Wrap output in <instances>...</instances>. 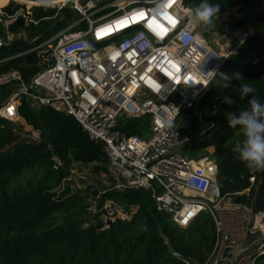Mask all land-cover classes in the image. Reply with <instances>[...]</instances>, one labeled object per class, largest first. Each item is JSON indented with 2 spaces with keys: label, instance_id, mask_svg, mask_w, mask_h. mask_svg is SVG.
I'll return each mask as SVG.
<instances>
[{
  "label": "built area",
  "instance_id": "obj_1",
  "mask_svg": "<svg viewBox=\"0 0 264 264\" xmlns=\"http://www.w3.org/2000/svg\"><path fill=\"white\" fill-rule=\"evenodd\" d=\"M38 2L57 11L69 8L79 18L15 55L33 52L41 68L30 85L22 84L0 106V117L9 121L19 118L20 96L34 108L63 111L76 120L90 140L101 143L107 159L106 175L114 189L150 191L157 209L182 228L200 212L208 213L214 226L209 257L202 263L180 258L186 264H264L261 210L254 211L251 229L263 236L231 261L219 260L226 242L234 245L244 239L250 205L233 203L221 195L217 165L209 149L197 160L181 152L195 136L186 131L190 122L180 113L205 96L225 59L253 35L252 24L230 27L228 46L218 50L205 37L207 29L192 20V8L185 7L183 0ZM79 22H84L86 29L72 31ZM13 37L0 34V47L7 46ZM98 46L100 51L95 49ZM12 80H21L18 70L0 74V85ZM35 87L39 92L32 89ZM221 103L213 99L211 106L216 109ZM122 115L149 116V137L119 131L116 119ZM31 130V138L38 140L40 130ZM96 205L94 198L87 207L89 221L83 227L93 221L99 210ZM101 209L105 226L107 219H126L112 201H106Z\"/></svg>",
  "mask_w": 264,
  "mask_h": 264
},
{
  "label": "trees",
  "instance_id": "obj_2",
  "mask_svg": "<svg viewBox=\"0 0 264 264\" xmlns=\"http://www.w3.org/2000/svg\"><path fill=\"white\" fill-rule=\"evenodd\" d=\"M1 1L6 0H0L3 5L5 2ZM210 2L220 6L216 19L235 10L241 18L233 27L250 23L254 33L225 59L205 96L180 113L190 122L186 131L195 136L181 152L197 160L211 148L221 195L249 206L254 187L259 184L255 210L264 211V170L249 168L232 151L244 137L239 126L228 127L226 118V113L246 108L251 95L264 103V0ZM199 3L200 0H183L184 6L192 9ZM21 8L24 4L14 0L2 7V19L14 17L8 30L23 29L28 41L16 39L9 46L0 47V74L18 70L21 76V80L0 85V106L22 84L30 85L39 71L38 67L24 65L22 56L7 58L29 48L33 37L40 41L79 18L74 10L56 11L49 6H33L30 14L16 15ZM249 10L255 11L248 14ZM27 18L31 20L26 21ZM84 28L85 24L78 23L71 30ZM202 28L207 29L208 35L214 24ZM4 30L0 21V34ZM222 74L230 77L227 88H223ZM242 83L251 85L255 93L240 99ZM224 96L233 103H223ZM213 99L222 102L216 109L211 106ZM17 111L41 135L38 140L22 136L12 121L0 117V264H186L168 252L164 237L182 259L199 263L207 260L214 243L210 215L200 212L187 227H179L157 209L150 191L143 188H112L100 194L96 198L98 212L83 227L90 218L87 207L95 196L85 188L71 194V167L91 165L96 175L106 172L107 159L101 143L90 140L72 116L52 107L34 108L24 96H20ZM116 128L126 135L146 139L150 135L149 116H119ZM106 201H112L129 217L117 218L105 227L101 208Z\"/></svg>",
  "mask_w": 264,
  "mask_h": 264
},
{
  "label": "clouds",
  "instance_id": "obj_3",
  "mask_svg": "<svg viewBox=\"0 0 264 264\" xmlns=\"http://www.w3.org/2000/svg\"><path fill=\"white\" fill-rule=\"evenodd\" d=\"M220 11L219 4L211 3L210 0H200V3L190 10V16L197 25L210 26L214 23V18ZM241 77L236 76V79ZM223 88H227L230 77L222 74ZM255 89L247 84H239V98L254 94ZM222 102L231 105L233 100L229 96H224ZM229 128L239 126L244 139L237 142L232 151L236 153L240 160L249 168L264 170V103L251 95L247 101V107L238 112L226 113Z\"/></svg>",
  "mask_w": 264,
  "mask_h": 264
},
{
  "label": "rangeland",
  "instance_id": "obj_4",
  "mask_svg": "<svg viewBox=\"0 0 264 264\" xmlns=\"http://www.w3.org/2000/svg\"><path fill=\"white\" fill-rule=\"evenodd\" d=\"M6 2V1H1ZM20 1H18L19 3ZM28 4H31L30 0H26ZM26 2H20V4H24V9L27 7ZM241 16L235 13V10L229 14H223L220 18L214 19V29L212 32H209L208 35L205 33V37L208 39L210 45L215 49H223L228 46V36L227 30L230 27H233V24L240 20ZM1 19V14H0ZM232 20V21H231ZM72 24V23H71ZM70 25V23L68 24ZM67 25V26H68ZM21 32V31H20ZM205 32V31H204ZM101 46L95 48L97 51H100ZM14 124L15 130L19 132L22 136H32L31 127L25 124L24 120L18 118L17 120H12ZM70 186L73 194L75 190L86 188L88 185L94 186V188L98 191V194L95 198H98L100 194L106 192L113 188V184L106 175V172H100L99 174H94L93 168L91 165L82 166L79 164H74L71 167V175H70Z\"/></svg>",
  "mask_w": 264,
  "mask_h": 264
},
{
  "label": "water",
  "instance_id": "obj_5",
  "mask_svg": "<svg viewBox=\"0 0 264 264\" xmlns=\"http://www.w3.org/2000/svg\"><path fill=\"white\" fill-rule=\"evenodd\" d=\"M253 11H255V10H249L248 14H251ZM23 61L29 65H35L37 62L36 54L32 52L31 54L25 56ZM32 89L39 92V89L36 87L32 88ZM120 182L125 185L124 180L120 179ZM258 185L259 184H256L254 187L255 188L254 196H253L251 203H250V216H249L248 222L246 224L247 231H246L244 239L240 243L234 244V245L226 242L223 245L222 250L220 252L219 260L231 261L235 256L245 252L249 247L254 245L263 236L259 230H252L251 229L252 220H253V213L255 211V202H256V196H257V192H258ZM85 191H89L93 196H97V194H98V191L92 185L86 186ZM112 221L113 220H111V219H107L106 220V226L109 225ZM164 242L167 246L168 252L171 253V255H173L174 258L180 259L181 255L172 249L169 241L165 237H164Z\"/></svg>",
  "mask_w": 264,
  "mask_h": 264
},
{
  "label": "crops",
  "instance_id": "obj_6",
  "mask_svg": "<svg viewBox=\"0 0 264 264\" xmlns=\"http://www.w3.org/2000/svg\"><path fill=\"white\" fill-rule=\"evenodd\" d=\"M10 0H6V2H5V4H3V5H1L0 4V14H1V19H0V21H2L3 22V25H4V35L5 34H7V33H10V34H14V37H13V39L11 40V42L7 45V46H9L13 41H15L16 39H22L23 41H28L27 40V37H26V35H25V32H24V30L23 29H20V30H16L15 32H12V31H10V30H8V25L14 20V17H6L5 19H2V16H3V12H2V7L3 6H5L8 2H9ZM14 1H16V2H18V1H20V2H26V0H14ZM31 1V4H28L27 2V7L23 10L22 8L21 9H19V11L16 13V15H18V14H21L22 12H25L26 14H30V8L31 7H33V6H49V7H52V6H50V5H44V4H42V3H39L38 2V0H30ZM19 2V3H20ZM52 8H54V7H52ZM55 10H56V8H54ZM57 11V10H56ZM29 21V20H31V19H29V18H27L26 19V21ZM77 20V19H76ZM76 20H74L73 22H72V24L76 21ZM27 23H29V22H27ZM27 23L24 25V26H26L27 25ZM35 23V22H34ZM79 23H83V24H85L84 22H79ZM72 24H70V25H68V26H71ZM78 24V23H77ZM77 24H75V25H77ZM68 26H65L64 28H66V27H68ZM74 26V25H73ZM72 26V27H73ZM71 27V28H72ZM86 27H87V25L85 24V28L84 29H86ZM64 28H62V29H64ZM62 29H60V30H57V31H55L54 33H52V34H50V35H48V36H46V37H44L42 40H40V41H38L37 40V38L36 37H33L31 40H30V45H29V48L35 43V42H41V41H43V40H45V39H47V38H50V37H52V36H54V35H56L58 32H60ZM21 31V32H20ZM6 47V46H5ZM28 49V48H27ZM22 52V51H21ZM20 53V52H19ZM18 54V53H17ZM17 54H15V55H17ZM15 55H13V56H15ZM13 56H9L7 59H10V58H14ZM15 57H18V56H15ZM23 57V59H24V57L25 56H22ZM0 61H2V60H0ZM23 63H24V65H26V66H31V67H38L39 68V71H40V68L41 67H39L38 65H37V62H36V64L35 65H29V64H27V63H25L24 61H23ZM38 71V72H39ZM20 118V117H19ZM22 119V118H21ZM26 124V123H25ZM209 151L211 152L212 151V149L210 148L209 149ZM135 211V209H133L132 210V213ZM124 217H126V218H128L129 216L128 215H124ZM178 226V225H177Z\"/></svg>",
  "mask_w": 264,
  "mask_h": 264
},
{
  "label": "snow or ice",
  "instance_id": "obj_7",
  "mask_svg": "<svg viewBox=\"0 0 264 264\" xmlns=\"http://www.w3.org/2000/svg\"><path fill=\"white\" fill-rule=\"evenodd\" d=\"M118 27H119V25H118Z\"/></svg>",
  "mask_w": 264,
  "mask_h": 264
}]
</instances>
